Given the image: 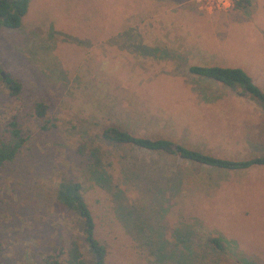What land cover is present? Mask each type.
I'll use <instances>...</instances> for the list:
<instances>
[{
	"label": "rangeland",
	"instance_id": "374dc122",
	"mask_svg": "<svg viewBox=\"0 0 264 264\" xmlns=\"http://www.w3.org/2000/svg\"><path fill=\"white\" fill-rule=\"evenodd\" d=\"M190 66L238 68L264 93V0L246 12L28 0L17 29L0 27V143L12 120L24 141L0 167V264H46L71 241L92 262L78 217L55 198L65 181L80 186L103 264H264V165L225 171L99 141L116 127L225 160L264 156L258 106Z\"/></svg>",
	"mask_w": 264,
	"mask_h": 264
},
{
	"label": "trees",
	"instance_id": "16d2710c",
	"mask_svg": "<svg viewBox=\"0 0 264 264\" xmlns=\"http://www.w3.org/2000/svg\"><path fill=\"white\" fill-rule=\"evenodd\" d=\"M27 3L28 0H0V27L8 30L17 29L20 25V19L26 12ZM250 5L251 0L233 1V9L241 12H246ZM147 49L149 50L150 48L147 47ZM187 71L190 75L218 83L233 91L238 97L254 102L264 115V93H262L240 69L217 66H190ZM5 82H11L7 76ZM18 88L17 84L9 86V89L14 95L18 92ZM44 110V105L39 103L34 104L33 112L35 116L42 117L44 115ZM9 127L10 142L0 143V167L14 158L16 152L24 142L13 120L9 122ZM99 141L112 147L126 145L147 152L171 154L183 161L225 171H242L251 167L264 165V156L239 161L225 160L184 148L168 140H151L135 137L116 127H107L103 129L99 136ZM86 154L89 168H91L93 172L99 169V149L90 148ZM55 198L63 208L73 211L78 217L83 241L92 257V262L89 264H103L104 248L98 244L93 237V223L80 194L79 184L71 181L60 183L55 192ZM208 242L214 249L223 251V245L218 239L211 238ZM55 253L52 261H48L46 264H88L82 259L80 247L76 241H71L69 243L65 253L58 250ZM61 256H63L61 259L62 263L57 260Z\"/></svg>",
	"mask_w": 264,
	"mask_h": 264
},
{
	"label": "built area",
	"instance_id": "2783aa9c",
	"mask_svg": "<svg viewBox=\"0 0 264 264\" xmlns=\"http://www.w3.org/2000/svg\"><path fill=\"white\" fill-rule=\"evenodd\" d=\"M234 0H201L204 7H215L217 9L222 8L228 10L233 7Z\"/></svg>",
	"mask_w": 264,
	"mask_h": 264
},
{
	"label": "water",
	"instance_id": "95a60500",
	"mask_svg": "<svg viewBox=\"0 0 264 264\" xmlns=\"http://www.w3.org/2000/svg\"><path fill=\"white\" fill-rule=\"evenodd\" d=\"M0 77H1L2 80L5 78V76L3 75L2 72H0Z\"/></svg>",
	"mask_w": 264,
	"mask_h": 264
}]
</instances>
